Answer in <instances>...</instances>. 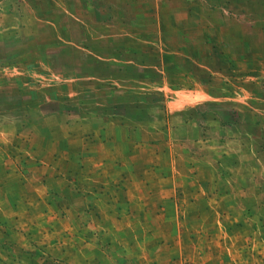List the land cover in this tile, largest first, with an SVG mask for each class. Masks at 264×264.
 <instances>
[{
	"label": "rangeland",
	"instance_id": "obj_1",
	"mask_svg": "<svg viewBox=\"0 0 264 264\" xmlns=\"http://www.w3.org/2000/svg\"><path fill=\"white\" fill-rule=\"evenodd\" d=\"M0 264H264V0H0Z\"/></svg>",
	"mask_w": 264,
	"mask_h": 264
}]
</instances>
